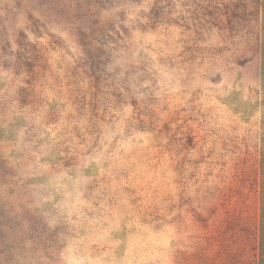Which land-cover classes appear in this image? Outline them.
<instances>
[{"label": "rangeland", "instance_id": "1", "mask_svg": "<svg viewBox=\"0 0 264 264\" xmlns=\"http://www.w3.org/2000/svg\"><path fill=\"white\" fill-rule=\"evenodd\" d=\"M216 211L264 214V0H0V264L247 263Z\"/></svg>", "mask_w": 264, "mask_h": 264}, {"label": "trees", "instance_id": "2", "mask_svg": "<svg viewBox=\"0 0 264 264\" xmlns=\"http://www.w3.org/2000/svg\"><path fill=\"white\" fill-rule=\"evenodd\" d=\"M218 213L219 212L216 211V215ZM218 216L220 218L214 220V222L217 225L220 224L219 228H221L224 224L231 223L234 226L233 229L240 232L243 237L248 239V241H252V246L248 250V257H250V259L247 263L242 262V264H264V214L260 215V218L255 225L248 224L251 221L244 220L242 214H230L229 218H226L227 215L224 217L221 214H218ZM213 232L226 233L225 230H216V228Z\"/></svg>", "mask_w": 264, "mask_h": 264}]
</instances>
